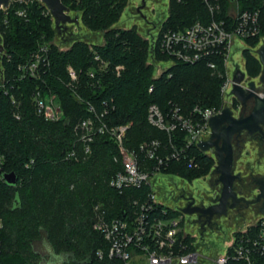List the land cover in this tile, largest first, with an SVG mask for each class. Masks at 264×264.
<instances>
[{"label":"trees","instance_id":"obj_1","mask_svg":"<svg viewBox=\"0 0 264 264\" xmlns=\"http://www.w3.org/2000/svg\"><path fill=\"white\" fill-rule=\"evenodd\" d=\"M63 2L72 12L81 13L88 30L105 32L103 44L75 40L62 50L56 43L54 19L40 0L15 3L8 15L0 18L2 67L7 79L0 95V157L5 174L14 172L18 177L15 186L0 181V218L4 222L0 231V264H44L40 252L43 243L57 256L66 258L62 264H122L111 259L108 242L94 226L100 217L110 221L123 216L121 208L130 207L133 199L144 195L147 188L126 190L121 195L111 187L122 164L120 150L108 135L95 138L91 154L82 153L74 129L81 120L93 116L91 107L99 114L106 113L103 121L109 126L130 125L126 148L139 149L144 143L158 141L163 152L172 153L186 148L188 135L181 128L168 133L151 124V105L160 109L167 123L176 108L189 118L196 108L220 110L223 106L224 80L206 63L176 62L159 79H155V64L150 63L152 57L155 61H168L159 43L164 32L212 19L202 0H171V15L160 28L155 47L134 29H111L127 0ZM222 3L223 16L227 17L230 1ZM240 4L243 10H260L261 33L246 40L247 45L254 46L256 40L264 37V0H243ZM19 9L27 11V18L16 14ZM42 45L49 48L50 65L41 69L39 79L22 80L19 66L30 61ZM245 54L248 75L258 76L261 62L251 50ZM69 66L78 74L75 87L70 86ZM117 67L122 70L117 71ZM37 89L45 97L56 95L64 113L62 121L49 122L38 115L33 103ZM74 149L80 152L78 159H67ZM185 153L187 159L183 155L181 160H173L164 171L166 175L192 183L212 173L214 157L196 145ZM191 157H195L194 168L187 163ZM171 215L177 217L181 213L172 211ZM258 233V225L235 233L234 247L241 241L255 239ZM186 242L196 241L188 236ZM234 247L230 253H234ZM193 249L198 246L195 244ZM254 259V264H264V256L255 254Z\"/></svg>","mask_w":264,"mask_h":264},{"label":"built area","instance_id":"obj_2","mask_svg":"<svg viewBox=\"0 0 264 264\" xmlns=\"http://www.w3.org/2000/svg\"><path fill=\"white\" fill-rule=\"evenodd\" d=\"M202 1L212 19L208 23L198 21L181 30L164 32L159 43L160 50L168 57V61H155L152 57L150 62L156 66L155 79H159L176 62H182L190 65L206 63L215 75L224 80L221 88L223 106L220 110L196 108L192 117L186 118L176 108L173 111L171 122L167 123L160 109L156 105L150 106L149 121L151 124L168 133L181 128L188 135L186 148L180 152L166 153L162 151L160 142L153 141L142 144L139 149L130 150L125 146L130 125L109 126L103 121L106 113L99 114L93 107L90 110L93 116L81 120L74 129L77 142L85 155L92 153L91 145L98 135H108L117 144L120 150L122 169L111 180L113 189L124 195L126 190L147 188L144 195L133 199L130 207L121 208L123 216L111 218L110 221L100 217L94 226L95 230L101 232L108 242L111 259L120 260L122 264H254L255 254L264 256V218L257 222L258 236L255 239L249 238L247 241H241L237 247H234V243L232 246H228L226 258L213 259L201 254L198 249L194 250L193 247L197 243H188L186 239L188 236L197 239V236L186 234L184 214L177 211V206L160 200L153 183H158L159 175L168 176L164 171L173 160H181L183 155L187 159L185 152L190 150L193 145L198 147L197 141H203V136H210L209 121L212 117L222 113L224 93L230 82L234 84V81L229 78L227 69V61L231 53V36L236 34L242 41H246L257 38L261 33L260 10L248 8L243 10L240 4L243 0L230 2L227 17L223 16L222 0ZM15 3L26 2L13 1L8 7L2 6L0 18L1 15H8L9 9ZM48 13L51 14L49 10ZM16 14L21 18H27L25 9L17 10ZM159 33L160 29L156 35L149 38L154 47L158 42ZM3 54L4 52H2V56ZM48 55L49 48L42 45L37 52L33 53L30 61L19 66L20 78L22 80L39 79L41 69L50 65ZM2 56L0 58V95L5 91L7 85L2 67ZM165 65L168 66L165 67ZM120 70L122 67H117V71ZM68 73L71 79L70 86L75 87L74 84L78 82V74L71 66L68 67ZM91 77L94 78L95 75L91 74ZM150 91L152 92L153 88ZM232 101L233 107L237 102L234 96ZM13 103L17 104L15 100ZM33 103L38 115L46 121H62L64 113L56 95L50 94L45 97L37 89L33 94ZM197 116L200 118H196ZM17 117L20 118V116ZM79 153L77 149H74L68 154L67 159H78ZM153 161H155L154 164ZM187 163L190 168L197 166L195 157H191ZM3 168L2 157H0V181L5 180ZM96 209L99 210V207ZM172 211L180 212L181 215L173 217ZM3 228L4 222L0 218V231ZM233 247L235 251L230 253L229 250ZM99 255L101 258L103 257L101 253Z\"/></svg>","mask_w":264,"mask_h":264},{"label":"water","instance_id":"obj_3","mask_svg":"<svg viewBox=\"0 0 264 264\" xmlns=\"http://www.w3.org/2000/svg\"><path fill=\"white\" fill-rule=\"evenodd\" d=\"M26 2L32 0H0V8L8 7L11 2ZM50 11L58 32L67 30L68 24H79V17L73 18L71 10L64 4L63 0H40ZM234 3L235 0H229ZM146 0H142V5L138 12L142 14L145 8ZM231 53L227 61L230 82L227 91L224 93V109L222 113L212 117L209 121L211 134L203 136V141H197L198 148L204 152H211L215 156L216 166L212 174H216L212 179H218L222 185L220 197L213 201L211 205L201 203L196 206L195 198L204 197L205 191L209 189L208 181H194V190H190V184L180 182L178 176H171V181L163 177V184L153 182L156 186L158 197L166 203L173 204L175 198L185 201L184 207H177L184 215H188L187 233L196 234L197 231L191 222L192 216H197L199 221L204 222L203 228L213 222L216 216H227L229 210L238 208L245 209L242 212L244 218L238 217L234 212L231 213V223L228 218H223V230L217 234L208 231L203 241L200 237L198 251L213 259L226 258L227 247L232 246L234 237L232 233L237 231H246L247 226H256L257 222L264 218V146L256 140L246 141L244 136L264 140V90L257 87L256 82L251 80H260L264 83V44L252 48L242 41L236 34L231 36ZM0 43L2 40L0 39ZM243 49H250L253 55L261 62L262 72L257 78L248 77L245 68L246 59L242 56ZM4 48L1 47V52ZM250 80V81H249ZM247 87H244V86ZM245 109L253 101V108L248 115L241 113L236 117L232 107V97ZM246 143V144H245ZM246 151L250 155H245ZM5 180L8 185L15 186L18 182L16 173L5 174ZM250 182L254 177L255 187L252 193L236 190V183ZM171 186L175 192L171 190ZM189 191V192H187ZM191 195H189V194ZM183 195V196H182ZM199 196V197H198ZM259 205V212L252 206ZM247 209V210H246ZM259 215V216H258ZM66 260V258H65ZM64 262V261H63ZM62 262V263H63ZM61 263V264H62Z\"/></svg>","mask_w":264,"mask_h":264},{"label":"rangeland","instance_id":"obj_4","mask_svg":"<svg viewBox=\"0 0 264 264\" xmlns=\"http://www.w3.org/2000/svg\"><path fill=\"white\" fill-rule=\"evenodd\" d=\"M141 5H142V0H127L126 6L121 16L119 17L118 21L111 27V29L123 30V31L124 30L129 31V30L134 29L135 31H137V33L141 34L145 38H151L154 35H156L159 29L162 27L163 23L167 22V20L169 19L171 15L170 14L171 13L170 12L171 0H146V5H145V8L142 10V14L138 12V9L139 7H141ZM70 15L73 18L79 17L80 23L78 25L68 24L66 31L61 32V33L58 32L56 43L59 45L61 49H64V50L68 49L70 44L74 42L75 40H85V41L96 43V44L104 43L105 32L95 33V32H92L91 30H88L84 26L83 22L81 21V13L71 11ZM159 20H161L162 22L161 21L159 22ZM155 24L157 26V29H156ZM0 39H1V35H0ZM244 42L246 43V41ZM254 44L256 45L254 46L249 45V46H251L252 48H256L264 44V37H261L260 39L256 40ZM246 50L247 49L242 50V56L245 59H246V54H245ZM167 66L168 65H165V67ZM245 68L247 70L246 64H245ZM247 74H248V71H247ZM258 76L252 77V78L255 79ZM248 77L249 75L247 76V78ZM208 155L215 158V156L211 152H209ZM245 155H250V152L246 151ZM215 166L213 170L215 169ZM163 177L171 181V176L159 175L157 178L158 183L163 184ZM206 179L207 177L196 180V181H207ZM179 181L190 184V190H194V181L192 183L187 182L181 179L180 177H179ZM184 217H185L184 229L187 231L188 215H184ZM235 233H237V231L232 233V237L235 236ZM193 235L197 236V234H193ZM195 241L197 244H200V235L197 239H195ZM40 252L42 256L45 258L44 264H61L65 260V258H62L54 254L53 249L50 246L46 245V243H43V249H41Z\"/></svg>","mask_w":264,"mask_h":264},{"label":"flooded vegetation","instance_id":"obj_5","mask_svg":"<svg viewBox=\"0 0 264 264\" xmlns=\"http://www.w3.org/2000/svg\"><path fill=\"white\" fill-rule=\"evenodd\" d=\"M160 21L161 20H159V22ZM155 26H156V24H155ZM156 29H157V26H156ZM1 56H2V52H1V46H0V58H1ZM261 76H260V78H261ZM260 78H259V80H251V81L256 82L258 89L264 90V83L261 82ZM252 108H253V101L250 102L248 104V107L245 108V109L242 108V105L238 101H237V103H234V106L233 107H231V109L234 112V115L236 117H238V118L241 115V113H244L245 115H248L251 112ZM258 137L260 138V135L257 136V138ZM209 138H210V136L206 140H209ZM259 138L258 139L255 138L254 139V138L249 137V136H244V140L246 141V143H247V141L256 140L258 143L260 142V144H262L264 146V140L260 141L261 139L259 140ZM210 152H213V150H211ZM215 175L216 174H212L211 173L209 176H207V179L206 180L208 181L209 189L207 191H205V196L204 197H201V196L199 197L198 196L199 199L198 198H195V201H196L195 202L196 203L195 205L196 206L200 205L201 203H205V204L207 203V204L211 205L214 200H216L217 198L220 197L222 185L220 183H218V179L219 178L216 179V180L215 179H212ZM254 180H255V178L253 177L250 182H245L243 180V177H242V181L240 183L237 182L236 185H235L236 186V190L238 192L243 191L244 194L247 196L246 191H249L250 193H252V190L255 187ZM176 188L178 189V187H176ZM176 188H174V187L171 186V190L173 192H175V189ZM187 192H189V191H187ZM189 195H191V194H189ZM173 202L175 203V206H177V207H181V206L184 207L185 204H186L185 201L179 200L178 198H175ZM251 208H254L255 210H257V213L259 212V205L252 206ZM243 211H245V209H242V208L241 209L238 208L236 210H229L227 216H223V217L216 216L214 218L213 222L210 223L209 225H206L205 228H203V223L204 222L199 221L198 218H197V216H192L193 217L192 218L193 220H192L191 224L194 227H196L195 228L196 230H193V231L195 232V231L199 230L200 232L197 231V233H196L197 234V238L200 235V237H202V239L204 241V239H205L206 234H207L208 231H212V232H215L214 234H217V233H219L220 231L223 230V227H224L223 224H222L223 218H228L229 219L228 220L229 223H231V218L232 217H231L230 214L234 212L236 215H238V217L240 216V217L244 218V215H242V212Z\"/></svg>","mask_w":264,"mask_h":264}]
</instances>
